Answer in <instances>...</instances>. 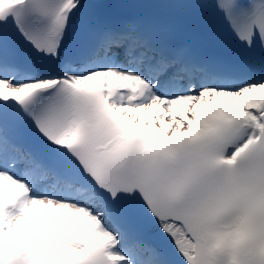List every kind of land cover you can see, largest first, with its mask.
<instances>
[{
	"label": "snow or ice",
	"instance_id": "6c2138e0",
	"mask_svg": "<svg viewBox=\"0 0 264 264\" xmlns=\"http://www.w3.org/2000/svg\"><path fill=\"white\" fill-rule=\"evenodd\" d=\"M210 6L250 59L170 43L203 0H0V264H264V0Z\"/></svg>",
	"mask_w": 264,
	"mask_h": 264
}]
</instances>
